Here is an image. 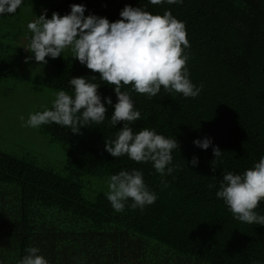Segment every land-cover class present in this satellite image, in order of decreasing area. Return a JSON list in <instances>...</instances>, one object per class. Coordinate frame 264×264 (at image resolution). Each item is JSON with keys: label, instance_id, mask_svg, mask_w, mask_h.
Segmentation results:
<instances>
[{"label": "trees", "instance_id": "trees-1", "mask_svg": "<svg viewBox=\"0 0 264 264\" xmlns=\"http://www.w3.org/2000/svg\"><path fill=\"white\" fill-rule=\"evenodd\" d=\"M72 3L84 4L85 15L109 21L119 18L125 4L152 13L170 10L185 25L189 78L203 87L196 97H185L161 86L157 96L148 98L131 84L121 86L141 113L131 123L133 132L152 128L179 142L172 151L176 167L164 176L166 186L152 162L127 154L113 157L105 150V139H113L122 124L111 125V104L103 121L80 126L78 132L55 122L34 128L63 147L60 166L46 157L38 160L22 143L17 150L0 143V260L16 264L31 245L50 264H264V225L236 220L214 194L224 171L242 173L264 155V0L159 5L148 0H23L14 13L0 16V79L24 59L26 24L34 14L45 9L46 16L65 14ZM61 55L46 56L47 71L31 82L71 92L70 77L96 76L101 101L109 96L115 103L113 85L67 49ZM50 101L45 106L51 107ZM204 137L211 138L207 149L193 144ZM212 145L223 150L215 171ZM193 155L195 166L188 163ZM133 168L142 171L157 198L142 209L129 207V200L123 212H116L105 196L107 177ZM255 211L264 214V199Z\"/></svg>", "mask_w": 264, "mask_h": 264}, {"label": "clouds", "instance_id": "clouds-1", "mask_svg": "<svg viewBox=\"0 0 264 264\" xmlns=\"http://www.w3.org/2000/svg\"><path fill=\"white\" fill-rule=\"evenodd\" d=\"M183 0H148V3L159 5L181 4ZM23 0H0V16L14 13ZM85 5L72 3L65 14L56 11L48 17L47 11L26 24L25 38L27 43L22 47L30 52L29 59L46 63V56L55 58L62 56L66 49L69 56L75 57L87 68L99 73V78L113 85L116 96L113 103L111 97L101 96L95 83L96 76H72L68 84L71 92L57 90L50 101L51 107L42 106L43 110L30 112L24 121L25 126L39 127L41 124L55 122L66 126L72 132H78L80 126L94 122L99 124L105 119L106 105H112L110 123L115 126L122 122L113 139H105L104 148L113 157L123 154L137 162H152L155 171L160 174L164 186L165 174L176 167L172 163V151L178 150L179 142L174 136H165L152 128H141L133 132L131 123L140 118V111L126 89L121 86L131 84V89L144 93L148 98L157 96L161 86L166 92H178L185 97H196L203 85L194 84L186 67L189 47L185 25L182 20L165 9L163 13H152L143 6L125 4L119 10V18L109 21L104 16L93 13L84 14ZM193 144L207 149L211 144L210 137L194 138ZM223 150L212 145V170L215 161L222 156ZM195 166L198 158L193 155L188 161ZM105 196L116 212H123L125 204L129 207L143 208L155 202L157 194L152 191L143 179L141 170L121 169L110 174L106 180ZM211 189L215 187L209 184ZM215 197L221 199L233 217L249 224L264 225V214L255 211L258 203L264 199V155L258 162L242 173L224 171L215 189ZM0 264H4L0 260ZM16 264H50L40 253L37 246H28L25 254ZM252 264H261L254 260Z\"/></svg>", "mask_w": 264, "mask_h": 264}, {"label": "rangeland", "instance_id": "rangeland-1", "mask_svg": "<svg viewBox=\"0 0 264 264\" xmlns=\"http://www.w3.org/2000/svg\"><path fill=\"white\" fill-rule=\"evenodd\" d=\"M31 55L26 50L25 56ZM47 69L46 63L41 64L34 58L27 62L23 59L14 71L0 79V143L8 150H17L18 144L22 143L37 153L38 160L46 157L56 167L64 159L63 147L42 138L33 127L25 126L19 118L23 115L26 120L30 112L47 105V101L54 98L56 91L31 82L33 77L44 74Z\"/></svg>", "mask_w": 264, "mask_h": 264}]
</instances>
